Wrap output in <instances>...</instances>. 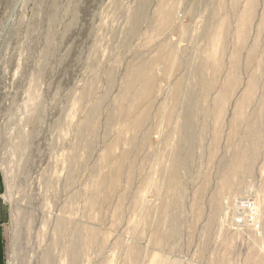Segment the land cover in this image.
I'll return each mask as SVG.
<instances>
[{"label":"rangeland","instance_id":"1","mask_svg":"<svg viewBox=\"0 0 264 264\" xmlns=\"http://www.w3.org/2000/svg\"><path fill=\"white\" fill-rule=\"evenodd\" d=\"M0 185L6 264H264V0H0Z\"/></svg>","mask_w":264,"mask_h":264},{"label":"crops","instance_id":"2","mask_svg":"<svg viewBox=\"0 0 264 264\" xmlns=\"http://www.w3.org/2000/svg\"><path fill=\"white\" fill-rule=\"evenodd\" d=\"M0 187H2L0 185ZM8 220V210L4 202L0 199V264H6V251L4 246V225Z\"/></svg>","mask_w":264,"mask_h":264},{"label":"bare ground","instance_id":"3","mask_svg":"<svg viewBox=\"0 0 264 264\" xmlns=\"http://www.w3.org/2000/svg\"><path fill=\"white\" fill-rule=\"evenodd\" d=\"M50 46V45H49ZM135 61V60H134ZM243 63V62H242ZM104 65V64H103ZM196 65V64H195ZM194 66V65H193ZM196 67V66H195ZM114 69V68H113ZM227 70V69H226ZM112 72V71H111ZM112 74V73H111ZM205 74V73H204ZM140 75V74H139ZM185 76V75H184ZM128 77H129V75H128ZM195 78V77H194ZM199 80V79H198ZM96 81V80H95ZM196 82V81H195ZM184 85V84H183ZM189 85V84H188ZM198 85V84H197ZM227 85V84H226ZM194 86V85H193ZM200 86V85H199ZM184 87V86H183ZM198 87V86H197ZM182 88V87H181ZM187 88V87H186ZM202 90V89H201ZM186 91V90H185ZM204 93V92H203ZM84 94V93H83ZM185 95V94H184ZM190 95V94H189ZM194 95V94H193ZM197 95V94H196ZM85 97V96H84ZM204 97V96H203ZM208 98V97H207ZM203 98H201V100H202ZM203 101V100H202ZM181 102V101H180ZM206 102V101H205ZM202 103V102H201ZM102 104V103H101ZM184 104V103H183ZM81 105V104H80ZM213 105V104H212ZM197 106V105H196ZM201 109V108H200ZM101 110V109H100ZM196 112V111H195ZM203 113V112H202ZM89 115V114H88ZM185 115H186V113H185ZM188 115V114H187ZM191 115H193V113L191 114ZM180 116V115H179ZM185 117V116H184ZM203 117V116H202ZM201 117V118H202ZM88 119V118H87ZM200 119V118H199ZM197 120V119H196ZM199 123V122H198ZM203 123V122H202ZM179 124V123H178ZM94 126V125H93ZM201 126V125H200ZM203 127V126H202ZM197 128V127H196ZM189 129V128H188ZM193 129V128H192ZM244 129V128H243ZM190 131V130H189ZM188 131V132H189ZM199 131V130H198ZM201 131L203 132V130L201 129ZM197 133V132H196ZM205 134V133H204ZM200 138V137H199ZM215 138V137H214ZM190 139H191V137H190ZM191 141V140H190ZM133 142V141H132ZM88 143V142H87ZM91 143V142H90ZM245 143V142H244ZM117 144V143H116ZM240 144V143H239ZM194 146V145H193ZM79 148V147H78ZM196 151V150H195ZM185 152V151H184ZM200 153H201V151H200ZM199 153V154H200ZM192 154V153H191ZM92 155V154H91ZM85 156V155H84ZM87 156V155H86ZM112 156V155H111ZM88 157V156H87ZM152 157V156H151ZM192 158V157H191ZM113 159V158H112ZM198 161V160H197ZM222 161V160H221ZM193 162V161H192ZM115 163V162H114ZM176 163H178V162H176ZM198 163V162H197ZM230 163V162H229ZM84 164V163H83ZM196 164V163H195ZM174 165V164H173ZM178 165V164H177ZM198 165V164H197ZM107 166V165H106ZM178 167V166H177ZM180 167V166H179ZM144 168V167H143ZM246 169V168H245ZM102 170V169H101ZM109 170V169H108ZM177 170V169H176ZM175 171V170H174ZM80 172V171H79ZM177 172V171H176ZM216 172V171H215ZM138 174H139V172H138ZM138 174H136V175H138ZM170 174V173H169ZM114 175V174H113ZM186 175V174H185ZM192 175V174H191ZM196 175V174H195ZM164 176V175H163ZM190 176V175H189ZM194 176V175H193ZM178 178V177H177ZM184 178V177H183ZM196 178H197V176H196ZM145 179V178H144ZM181 179V178H180ZM108 180V179H107ZM124 180V179H123ZM133 182V181H132ZM181 182V181H180ZM185 182V181H184ZM189 183V182H188ZM107 186V185H106ZM183 186V185H182ZM180 187V186H179ZM62 188V187H61ZM64 188V187H63ZM86 188V187H85ZM78 189V188H77ZM103 189H104V187H103ZM179 190V189H178ZM76 191V190H75ZM83 191V190H82ZM102 191V190H101ZM180 191V190H179ZM91 192V191H90ZM165 192V191H164ZM186 192V191H185ZM65 193V192H64ZM84 193V192H83ZM82 194V193H81ZM91 194V193H90ZM162 194H163V191H162ZM68 195V194H67ZM212 195V194H211ZM162 196V195H161ZM59 197V196H58ZM57 198V197H56ZM57 199H60V198H57ZM108 199H109V197H108ZM210 199V198H209ZM77 200V199H76ZM175 200V199H174ZM68 202V201H67ZM66 202V203H67ZM76 202V201H75ZM209 202V201H208ZM63 203V202H62ZM231 203V202H230ZM53 204V203H52ZM69 204V203H68ZM76 204V203H75ZM242 204L243 203H240V205L242 206ZM60 205V204H59ZM70 205V204H69ZM238 206L239 208H241V206ZM133 207V206H132ZM179 207V206H178ZM152 209V208H151ZM194 209V208H193ZM228 209V208H227ZM61 210V209H60ZM66 210V209H65ZM68 210V209H67ZM85 210V209H84ZM183 210V209H182ZM215 210H216V208H215ZM135 211V210H134ZM185 211V210H184ZM229 211V210H228ZM60 212V211H59ZM80 212V211H79ZM152 212V211H151ZM179 213V212H178ZM98 214V213H97ZM79 215V214H78ZM185 216V215H184ZM215 216V215H214ZM95 218V217H94ZM150 218V217H149ZM93 219V218H92ZM79 220V219H78ZM85 220V219H84ZM161 220V219H160ZM182 220V219H181ZM56 223V222H55ZM59 225V224H58ZM140 226V225H139ZM207 227V226H206ZM89 228V227H88ZM87 228V229H88ZM92 228V227H91ZM171 228V227H170ZM213 228V227H212ZM58 229V228H57ZM80 229V228H79ZM86 229V230H87ZM147 229V228H146ZM62 231V230H61ZM80 233V232H79ZM176 233V232H175ZM86 234V233H85ZM136 234V233H135ZM173 234V233H172ZM62 235V234H61ZM59 237V236H58ZM86 237V236H85ZM102 240V239H101ZM60 241V240H59ZM78 243V242H77ZM160 244V243H159ZM61 245V244H60ZM73 245V244H72ZM58 246V245H57ZM66 247V246H65ZM72 247H70V249H71ZM80 249V248H79ZM134 255V254H133ZM140 255V254H139ZM138 255V256H139ZM137 256V255H136ZM78 258V257H77ZM135 258H137V257H135ZM62 259V258H61ZM132 259H134V258H132ZM212 260V259H211ZM161 261V260H160ZM134 264V263H133Z\"/></svg>","mask_w":264,"mask_h":264}]
</instances>
